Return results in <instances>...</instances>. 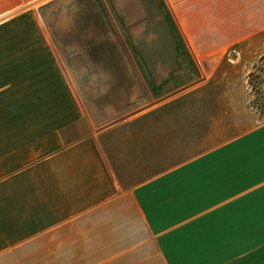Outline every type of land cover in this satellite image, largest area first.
I'll use <instances>...</instances> for the list:
<instances>
[{
    "label": "crops",
    "instance_id": "crops-1",
    "mask_svg": "<svg viewBox=\"0 0 264 264\" xmlns=\"http://www.w3.org/2000/svg\"><path fill=\"white\" fill-rule=\"evenodd\" d=\"M55 2L0 0V264H226L219 251L255 248L264 124L241 130L199 66L225 48L235 0L107 1L131 10L121 25L168 33H138L154 47L132 65L77 51L74 71Z\"/></svg>",
    "mask_w": 264,
    "mask_h": 264
},
{
    "label": "rangeland",
    "instance_id": "rangeland-1",
    "mask_svg": "<svg viewBox=\"0 0 264 264\" xmlns=\"http://www.w3.org/2000/svg\"><path fill=\"white\" fill-rule=\"evenodd\" d=\"M107 1L111 0H63L48 6V28L59 40L58 48L65 51L71 71L77 66V51L92 57L93 65H132L126 57L129 53L154 47V42L137 41L138 33H168L165 26L121 25L119 17L124 14L126 19L131 10L109 9ZM235 3L239 8L225 11V48L219 57L202 59L199 66L201 75L225 93L227 108L240 115L236 124L245 130L264 124V0ZM256 237L255 248L227 249L224 255L219 251L220 256L226 264H264V235Z\"/></svg>",
    "mask_w": 264,
    "mask_h": 264
},
{
    "label": "trees",
    "instance_id": "trees-1",
    "mask_svg": "<svg viewBox=\"0 0 264 264\" xmlns=\"http://www.w3.org/2000/svg\"><path fill=\"white\" fill-rule=\"evenodd\" d=\"M257 77H258V75H257Z\"/></svg>",
    "mask_w": 264,
    "mask_h": 264
}]
</instances>
